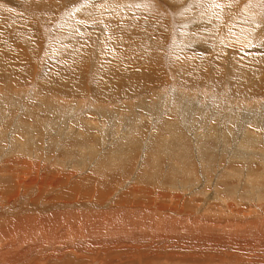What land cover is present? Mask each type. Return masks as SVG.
<instances>
[{
    "label": "rangeland",
    "instance_id": "1",
    "mask_svg": "<svg viewBox=\"0 0 264 264\" xmlns=\"http://www.w3.org/2000/svg\"><path fill=\"white\" fill-rule=\"evenodd\" d=\"M82 1L84 4V2L86 0H82ZM109 1H111V0H109ZM115 1H122V0H115ZM132 1H134V0H132ZM138 1H140L141 3L140 2H132L133 5L136 6V4L139 3L140 5L139 4H137V5L141 6V4L143 5L145 3L146 8L149 7V5H150V7H152V10H153V8H154V10L149 11L147 9H142V11L147 12L150 15L149 16L148 15L146 16V14L141 15V12H140L141 10H140L137 12L135 19H133L131 17L132 14H130L129 18L123 19V23L120 25L121 29L120 28L119 29L123 32V34L121 35V38L120 39L115 38L117 40L116 41L113 39L111 40V37L110 38L107 37V39L109 38L108 39L109 41L107 40V42H106V46H109V45L114 46V43H115V45L117 47L121 48L124 51L126 50L127 52H130L131 57H133V58L129 59V61L135 62L134 65L140 66V63H141V65H144L143 60H146L145 61L146 62L145 63L146 69L151 68L150 70L156 71L159 68L158 74H155V73L150 74V76H154V78L157 76L155 78V80L152 83H146V84L143 83L145 85H143L141 87V89H139L140 94L145 96V99H146L145 103L147 102V104H146L147 107H144V109H139L136 106L133 114H132V112H128L129 109L127 110L126 106L120 104V101H121L120 98L118 99L117 97H114L116 94L122 95V93L125 92V95L129 94L128 95L129 97L127 96L128 98L133 99L135 97L133 90L131 91V89H129L128 87H125V90H124L123 89L124 86L118 80L113 81V80H109L108 78H103V79L99 78L100 81H97V77L95 74L96 71H94V70L92 71V69H89V66L92 63L94 64V60H95L94 55L89 57L90 58V61H89V58L87 56L88 54L86 55V53L84 52V54L82 56H80V58H78V60L81 63H77L76 66L75 65L71 66L69 64L70 68L71 67L74 68V69L73 68H71V69L74 70V72H72V73H74L75 77H79L80 79L83 78V79H81V81L84 80L88 84L90 83V86H89L90 90L88 89L89 93L88 92L84 93V91L86 90L85 85L80 87L82 91H80V89L77 88V87H79V85L77 84V78L73 77V79L75 78V80H76L75 82L72 80L71 75H73V74L62 73V75L59 74V77H58V75H56L55 77H57V80L55 79V77L50 76L52 78V80H50L51 78H49L48 73L50 74V71L53 70V68L56 71L54 73H57L61 69V66H62V65L56 66V62H60L59 57H54L51 61V57H52L51 51L52 50L50 47H48L51 43L54 42L52 40V35H50L51 32L54 30V27H56V25L58 26L61 22H63L62 20L65 17H69L70 21L73 18V21H71V22L68 21V22H69V24L71 23L72 27H74V28L80 27V25L83 22V19H80V20L77 19V17L80 18V14H74L75 3L72 0L71 1L65 0V2H66L65 4H63L62 2H57L58 4L55 3V6L57 5V8H58V9H56L57 11L54 9L56 11V14H55V11L52 10L51 12L53 14L52 13H51V15L49 14L47 20L40 18V16H38L36 13L35 14H32V13L26 14L25 12L22 13V11H19V8L17 7L16 4H14V3L9 4L8 2L6 3V5L10 8L8 10L17 8L19 13H21V14H19L17 12V16H16L17 20L15 19L16 22L14 20H8L9 23L10 22L12 24L14 23L12 25V27H10L11 23H10V25L6 24L7 20L5 19V17L3 18L4 20L0 19L1 20L0 21V28H1V30H0V37L1 38L0 39L2 40L3 34H5L4 38L6 36L10 37V39H6V38H8V37H6L5 38L6 40L2 41V42L6 41L5 44L9 45L8 50H12L13 46H15V44H17L16 43L17 40H18V43H21V45H23V47L25 49L27 47H29V48L27 50H25V52H23L25 55V56H23L24 61H21V67L23 66V68H19V70H17V65H16V68H14L12 70L14 73L9 71L8 68L11 65L15 66L14 63H17V61H13L11 63V65L9 63L10 66L8 65L9 67L6 69V71H4V69L7 66V62L4 63V62L0 61L1 62L0 64L2 65V66L0 65V67H1L0 68V84L4 86V82H1V81H4V79H1L4 76H8V77L13 76L12 78H14V81L10 77L12 79L13 83L16 85V86L14 85L13 88H16L23 95V96L19 95L17 97L16 96H10L9 97L8 95L4 94L5 97H3L1 100V102H2L1 105L2 106L4 105V106L0 107V115H1L0 116L1 117L0 118V133L2 131V134H1L2 137H0V144H1L0 150H1V152H4V153L7 150V153H8L9 149L15 144L14 141H16V140L17 141L20 140L17 142V144L18 143L22 144L25 142V140H29L30 142L32 141L35 144V146H32V144H31V146L29 148H27V150H25V151L21 150L17 147L18 150H20L19 152H21V153H19L17 151V153L11 154L7 157L6 161L8 163L7 162L5 163V165H7V166L3 165L2 167H0V174L2 175V177L6 174L3 178L4 183L8 184V183L14 181L12 179L15 178L16 173L21 174L20 172H18V168H20L19 169L20 171L24 172L22 174H25L26 171L29 173L32 169H27L26 166H23L24 167L23 168L21 164L24 161L25 162L27 161V163H28V161H29V163L32 161L36 162V160L32 159L34 156L43 158L42 156H45V155L49 156V157H52V156L55 157V155H56V157L58 156L59 159H62L65 162H68L69 165L65 166L64 169L57 176H63V177L71 176L72 177L71 172L75 171V170L77 171L76 175L80 174L81 172H79V171H82L80 169L82 168L83 165L86 164V162H87V164H89V166L87 164L86 165L88 167H90V169H91V164H92V161L94 160L93 156L95 155V152L96 153L98 152V154L101 155V157L104 156L102 159H105V157L108 156L106 153L108 151H111V150L112 151L114 150V152H116V150H117L116 154L119 155V153H121V151L124 149L120 147L122 145L119 146L118 144H121V142L123 143L125 140H127L124 136L125 129H132V128L142 124V126H140V127H141V129L144 130V132L141 131V133H140L141 135L139 134V136H138V134H137L136 135L137 137L136 136L133 137V138H135V140H134L135 143L129 147V149L131 148L130 149L131 151L128 149L129 155H127V157L125 158V163H126L125 170H122V168L118 167L116 171H113L114 174H112V173L106 174V176L109 177L112 180V182L116 183V184H117V181H118L120 175L121 174L124 175V176H122V178L124 177L123 179L129 180L132 182L131 184H128L126 182L127 187H129V185L130 186L134 185L132 187L135 188L134 189L135 192L130 191L127 195L129 197L120 200V202L117 205L114 202L115 200H112V198L111 199L109 198L110 200H108L109 205L105 201L103 203V205L100 206V204H99L100 202H99V200H97V204L99 205V208H98L99 210H96L97 212L93 211L92 208L90 209L87 205L83 206L82 208H79L80 214L83 212L82 213L83 218H85V219L87 218L86 216H89L91 214L94 217L96 216L98 218L99 222L102 221L104 225L110 223V220H111V222H112L111 224L114 223L113 224L114 227L110 226L111 228H115V225L118 222L120 224V222L122 221L120 224V225H122V231L121 232H119V231L114 232L116 235L115 234L114 235L113 234L108 235V234H105L104 232H99L98 234L95 232V234H94L93 231L82 229L80 231H76L78 234L75 232L74 234H72L71 237L69 236V238H68V236H66V237L62 236L61 237L60 234L57 235L56 233H58V231L54 230L56 235L53 234L54 238H51V240H49L50 242L49 241L42 242L43 240L40 241L41 238L38 235L35 236V238H33V235H34L33 234L31 237L27 238V240L17 241L18 245L22 246V247H19L18 245L16 246V249L20 253H22V255H23V258H22V261L20 264H24V263H26V264L27 263L28 264H157L159 262H160V264H222V263L223 264H264V236H262V235H264V230L260 231L261 233L259 232V234L261 236L259 234H257L255 236V238L259 239L258 241H256V240H253V238H252V237H254L255 233L251 234L250 235L251 237L248 236L247 234H242L240 232H238L237 236H234L233 233H231L232 235L230 236L227 232H225V230H222V229L217 230L215 228L216 226L219 227L221 225V227L225 229V226H227L229 224V225H232L233 229L235 228L234 226H237V225H240L243 227V229H245L249 225L250 232L253 233V231H255L254 226L262 224L261 226L264 229V179L261 178V176L264 177V143H263V141H264V138H263L264 137V126H263L264 125V79H263V77L264 76H262V73H261V72H263V74H264V65H263L264 64V29H263L264 27L262 28V25H264V0H260L261 2L258 0L257 3L255 2V0H220V2H221L220 5H215V6L208 8V9H205V10H201L200 8H198L195 5L197 0H191L189 2L186 0H182L183 2H181L179 4L172 2L173 0L172 1L171 0H145V2L143 0H138ZM67 2H70V3H67ZM92 3H94L93 0H92ZM251 4H253V5H251ZM96 5L97 4H95V6L93 8H90V10L85 12V13L89 12V14H90V15L88 14L89 15V21H87V22H92V23L96 24L101 20L100 19V17H101L104 21H103V23H100V24L102 27H106L105 17L101 16L103 14L98 15V13H97V12H100V10L102 9L101 8L102 6L99 7V5H97V6ZM116 6L118 7V11H124V9L122 8V5H116ZM138 6H136V7H138ZM181 6H183V7H181ZM61 7L64 8L63 9L64 11H65V9H67L68 11L71 9L72 10L70 13H67L68 11L63 12ZM103 7H105V6H103ZM175 7L177 9H175ZM92 9H94L95 12ZM210 9L216 10L211 21H214L216 24L221 25V27L226 28L228 30V33H229V31H232V33L231 34L229 33V35L227 34L225 36V38L223 40L224 43H215L212 46L207 47L205 49L204 53L201 55L199 53L200 51L198 49H196L198 47H196L194 43H193L194 45H192L191 42H190V44H184L183 45V42L187 41V39H184V37H188V34L185 33V31L183 30L184 29L183 24L186 23L185 25H187L190 23V22H186V20L187 21L189 20L191 22H197V20L202 19L201 16L205 15V13L207 11H209ZM85 10H87V8ZM107 10H108V8H107ZM109 10H110V8H109ZM92 12H94V13H92ZM24 14H26V16ZM52 16H53V18H52ZM34 17H37V18L35 19ZM81 17H83V16H81ZM41 19H43V20H41ZM145 19H148V20H145ZM2 20H3V22H2ZM35 20H36V22H35ZM115 21H116V23L118 22L117 20H115ZM15 23H17V24H15ZM33 24L35 27L33 26ZM181 24H182V26H180ZM257 28H258V31H260V28L262 29L261 33L257 36V38H250L249 32L251 30H256ZM9 29H11V30H9ZM8 30L10 33H8ZM20 31H24L27 33L30 32L29 34H32L34 36L30 40V43L32 42V44H26L23 42L24 38L21 37V35H19ZM2 32H3V34H1ZM219 32H220L219 30H216L215 35H213L212 32H211V35H210V32H206L205 34H203V37L206 38L209 35V36H211V38H218ZM79 34H84V33L81 32ZM90 37H95V36L91 35ZM8 40H10V41L14 40V41L10 42ZM183 40H185V41H183ZM47 42H49V43H47ZM185 43H187V42H185ZM25 44H26V46H25ZM31 45H35V46H32L33 49L35 50L34 54L32 53L31 48H30ZM191 46H194V47H191ZM92 47H94V46H92ZM147 47H149L150 49L149 48L147 49ZM109 48H111V47L109 46ZM0 50H3V48H0ZM17 52L19 53V50ZM246 53H251V57H247ZM133 54H135V55H133ZM230 54L235 57L234 60L236 62L237 61L241 62L244 65H246V67L249 66L248 69H252L251 67H253L256 70L259 67L258 68V70H259L258 77L259 78L255 77L253 80L255 81V83H257L258 86H259V81H260V84H262L261 86L263 88L261 90V92H257V94L250 93L249 96L246 97V99L244 98V100H243V97L240 95V91L235 86L246 85V83L243 82L244 80H241L239 78H235L236 75L233 76V74H228V75L225 74V76L231 80L229 82L226 81L224 77H222L221 72L225 71V66L227 65V59H228ZM115 56L112 58H110V56H109L107 60L108 61L110 60V61L107 63L103 61L104 64L106 63V66H110V65L115 66V65H117L118 61L119 62L122 61L120 58H118L119 56H117V55H115ZM49 57H50V59H49ZM84 57H85V59L82 60ZM91 58H93V59H91ZM144 58H146V59H144ZM81 60L83 61V63ZM92 60H93V62H92ZM137 61L139 62L138 64H136ZM29 62L32 65L31 67H29V69L34 68L33 70L32 69L31 70L33 72L35 71V73H31L32 71H30L29 73L34 75L35 77L32 75H29V73L26 72V70H25L24 66L28 65ZM87 62H89V63L92 62V63L87 64ZM147 62H149V63H147ZM156 62H158V63L156 64ZM188 63H190V65L192 66V69H193L192 73H194V74L193 75L190 74L189 77H185L183 75L180 76V74H179L180 68L178 67V65L179 64L182 66L184 64L189 65ZM78 64H79V66H78ZM93 64L91 66H93ZM80 65H82V66H80ZM85 65H89V66L85 67ZM210 65H214L213 67L215 68V70L212 67H210ZM83 66H84V68H83ZM140 67H139V69H140ZM79 69L82 72L78 71L79 74L78 73L76 74L77 70H79ZM210 69H212V70H210ZM242 69L246 70L247 68L244 67ZM133 70H136V69L133 68ZM211 71H213V72H211ZM251 71H253V70H251ZM106 72H109L112 75V71L110 69L106 70ZM200 72L203 75H205V73L207 75H209V77L207 78L208 80L205 78L203 81H201L202 83L199 82V80L197 79V77H195V75L199 74ZM254 72L256 73V71H254ZM27 73H28L29 77H28ZM219 73L221 74V76ZM9 74H11V75H9ZM14 75H15V77H14ZM26 75H27V77H26ZM78 75H80V76H78ZM30 76H32V77H30ZM178 76H180V80H177ZM210 76H211V78H210ZM231 76H232V78H230ZM164 77L166 78L167 81L165 84H161V83H163ZM233 77H234V81H233ZM30 78H31V80H30ZM93 78L95 81H91V79L93 80ZM193 78L196 79V83L194 85H189V86L186 85L187 83H185V81L189 80V79H193ZM80 79H78V80H80ZM140 79H141V81H144L143 78L140 77ZM210 79H212L210 82L211 86L208 85ZM42 80H43V83L40 82V84H42L43 86L38 85L39 81H42ZM49 80L52 82H50ZM54 80H56V81H54ZM59 80H63L65 83L63 84V81H59ZM44 81H46L45 85H44ZM47 81H49V83H52V84H48ZM70 81H71V83H70ZM112 81H113V83L111 84ZM92 82H94V83H92ZM178 82H180L179 85H182V84L186 85L185 91H186V89L190 90V93L185 95L186 98L184 97V100H183L184 106H186L187 104L188 105L190 104L189 105L190 108H189V106H186V108H185V110H188V111H185V114L187 112L188 115L187 114H186L187 116L184 115L188 120L186 119V121H185V118H183L182 122L179 121L181 117L180 116L178 117V114H172V115L168 114V111L171 112V96H172V91H173V90H171L172 89L171 86H173V87L177 86ZM119 83H120V85H119ZM153 84H154V86H153ZM49 85H54V86L50 87ZM101 85L104 87H101ZM117 85H119V86H117ZM114 86H115V89H114ZM40 87L41 88L44 87V88H42L40 90ZM45 88H48V89H45ZM98 88H101L104 90L101 94V97L99 95L93 93L94 89H98ZM260 88L261 87L259 86L258 89H260ZM49 89H50V91H49ZM206 89H208L209 91L208 90L206 91ZM59 90H61V91L68 90V92H71V94L72 93H74V94L71 95V94L66 92L67 93V94L65 93L66 96H65V94H62L63 96L61 95L62 96L61 98H63V99L57 98L54 100V102L59 101V102H62L61 104H68V105L74 104V106H75V104H76V106H82V104H83V106L85 105V108L89 107V109L92 111V112L88 111V115L83 114L81 116V118H83L85 121H87V125H89V123H90V125H92L91 129L89 127L87 129V126H84V125L82 126V124H79V122H77L76 124L70 123V121H69L70 118L71 117L73 118L75 115H78L80 113L78 108H75L76 106L74 107L75 109L73 108L70 110L71 112L70 111L68 112V116L70 118H68L67 124H69V125L71 124L70 127H73V128H71L72 131L75 130V132H73V133L81 132L79 137L82 138L85 136L84 137L85 140L83 139L81 142H78V144L73 143V142H75V140L77 138L76 137L73 138V134L70 131L71 129H69L70 132H69L68 137L66 136L64 139L54 136L55 133L57 132L56 128H55V131L53 133H51V132L46 133L45 132L46 128H45L44 130H42L43 133L41 134V136H38V134L35 135L33 131H28L29 134H27V135H24L22 132H20L19 130H22V128L25 127V124H21L19 122V120H22L24 123H30V124H32V126L33 125L35 126L37 124L36 122H38L37 125H39V126H42L43 124H44V126L55 125V123H54L55 121H54V119H52L54 116L48 115L49 114L48 113L49 112V110H48L49 105L44 107V105H45L44 104L42 106L41 105L42 101L41 100L39 101L38 98L40 99L41 96H42V98L47 96L46 99L48 97L50 98V96H48V95H52V94L56 93V91H59ZM143 90H145V91H143ZM153 90H154V92H152ZM33 91H35V92H33ZM116 91H117V93H116ZM128 91H129V93H128ZM150 91L152 92L154 97L150 93ZM155 91L157 93H155ZM104 92H105V94H104ZM35 94H37V95H35ZM156 94H158V95H156ZM38 95H39V97H38ZM164 95H166L170 99H168L167 104L161 105V103L163 102V100H162L163 98H160V100L158 102V97L159 96L163 97ZM55 96H57V95H55ZM205 96L207 98L209 96V98L207 99V98H205ZM7 97L10 98L15 105L13 103L7 104L6 103V99H8ZM18 97H19L20 101H19ZM22 97H23V100H21ZM193 97H195V98H193ZM4 98H6V99H4ZM10 99H8V100H10ZM15 99L16 100L18 99V101H15ZM68 99H70V100H68ZM185 99H186L187 103L185 102ZM118 100H120V101H118ZM122 101H124V100H122ZM231 101H233L234 103ZM19 102H20V104H19ZM80 103H82V104H80ZM99 103H100V106H99ZM115 103L120 104L119 109L113 106V104H115ZM18 104H19V106H18ZM91 104H93V105H91ZM250 105L253 106V108H251ZM17 106H18V109H17ZM150 106L152 108H150ZM92 107H95V109L97 108L96 110L102 109L101 107H103V109H105V110L108 109L109 113H106V111L104 110L103 111L104 114L102 113V114H99L101 116H99V115L95 116V115H93L94 111H93ZM14 108H15V110H14ZM26 108L30 109L29 111H31V112H27L28 109H26ZM222 108L226 109V110L223 111ZM67 109L69 110L68 107H67ZM136 109H137V111H136ZM153 109H155V111ZM21 110L22 111L25 110L26 114H25V112H22ZM77 110H78V112H77ZM159 110L161 111V113ZM229 110H231V111L228 112ZM12 111H13V113H10ZM201 111H204L203 117L207 116L206 120L203 119L205 121H202V116L200 117V115H199V112L201 113ZM218 111H219V113H218ZM226 111H227V113H226ZM18 112H20L22 115ZM89 112L91 115L89 114ZM156 112H157V114H156ZM206 112H208V114ZM111 113L112 114L114 113V114L112 115ZM129 113H131V114H129ZM246 113H249L250 115L246 114ZM223 114L224 115L229 114L228 117L230 119H233L235 117V115L237 118L242 117L241 115H244V116L247 115L246 117H249L250 119H251L250 116H253V119H254V115H256L255 119L256 118L259 119L260 116H258V115H261V117L259 120L257 119V121H258L257 126H255V124H252V126L247 124V125H243V127L239 128V129H237L236 128L238 126L237 123L232 125V123H234V122H232L230 124L228 123V125H227L225 121H224V123L222 122V124H220V123L218 124L215 121V118H217V117H218V119L220 117L224 118L225 116ZM239 114H241V115H239ZM89 115H90V117H89ZM209 115H210V118L208 117ZM211 115L214 116L215 118L212 117ZM221 115H223V116H221ZM99 117H100V119L98 120ZM140 117L141 118L144 117V118H142V120H141ZM147 117H148V119H147ZM152 117H153V119H152ZM154 117H157V118H154ZM3 118L4 119L6 118V119L4 120ZM132 118L134 119L133 124H129L128 122L125 121V119L131 120ZM136 118H137V120H136ZM17 119H19V120H17ZM45 119H46V121H45ZM95 119H97V120H95ZM107 119H108V121H107ZM199 119H201L202 123H204V124L199 122L200 121ZM253 119L249 120V122H251ZM2 120H4V121H2ZM138 120H140V121H138ZM150 120H152V122ZM90 121L92 122V124ZM143 121H144V123H143ZM156 121H157V123H156ZM184 121H185V123H184ZM3 122H5V123L3 124ZM93 122L94 123L97 122V123H95V125L101 126L102 129L98 128L99 129L98 130L96 128L98 126H95ZM134 122H136V123L134 124ZM149 122H151V124ZM196 122H198V123H196ZM262 123H263V125H261ZM165 124H166V127H171L170 124H173L174 126L178 125V127L175 126L176 129L172 130V131L175 132L174 134H176V136L181 139V140H179L180 142L176 143V145H178V146L180 144V147L176 146L175 144H173V145L176 146V147L175 146L174 147L177 148L178 151H180L182 153V155L186 154L183 158L182 157L181 158H179V157L173 158V155H171V154L167 155V154L161 153L162 151L159 149V147L157 149V143L160 141H163L164 136L161 137V135L156 134V132H157L156 130H158L159 127H162ZM121 125H123V126L121 127ZM145 125H147V126H145ZM205 125H207V126H205ZM215 125H216V127H215ZM116 126L117 127L119 126V127L117 128ZM181 126H185V128L181 127ZM151 128H153V130ZM4 129H5V131H4ZM110 130H112V131H110ZM214 130L215 131L218 130V131L215 132ZM244 130H245V133H243ZM3 131L5 134L3 133ZM121 132L123 133V136H120V135H122ZM196 132H198V134H200V136H195V134H197ZM221 132H223V133H221ZM10 133H11V137L9 136L10 137V140H9V137H7V136L10 135ZM105 133L108 134L107 136L111 137V141H110L111 144H109V145L107 143L105 144V142H103L102 136H103V134L106 135ZM115 133L117 135H119V134L120 135L117 136ZM211 133H212V135H211ZM233 133L238 135L239 137H243L244 135H246L248 133V134H251L253 136H256L258 138V140L253 142L254 146L251 143L248 144V146H245V145L240 144V141H237L238 139L236 141H233V138L230 136ZM207 134H210V135H207ZM214 134H217V135H214ZM13 135L15 138L13 137ZM112 135H114V136H112ZM206 135L208 137H206ZM202 136H204V139L201 138ZM212 136H214L215 140H212L213 139ZM26 137L29 139H27ZM133 138L131 137L130 140H132ZM160 138H162V140H159ZM11 139H12V142H11ZM13 139H15V140H13ZM78 139H80V138H78ZM119 139H121V140H119ZM8 142H9V144H8ZM59 144H61V145H59ZM89 144L92 147H89ZM181 144L184 146L182 147ZM5 145H7V147ZM9 145H11V146H9ZM104 145L106 148L104 147ZM153 145H155L156 147ZM237 145H239V146H237ZM240 146H242V149L240 148ZM3 147L4 148L6 147V150L3 149ZM35 147H36V149H35ZM46 147H47V149H46ZM87 147H89V148H87ZM181 147H182L183 151L180 150ZM93 148L95 149L94 151H93ZM147 148L149 149V151H147L148 150ZM237 149L240 150V152L237 151ZM258 149H260V151ZM29 150L33 151V153H32L33 156L32 155H31L32 157L30 156L31 159H30V157H27L25 155L27 153H30ZM63 150H64V152H63ZM106 150H108V151H106ZM39 151L41 152V154ZM45 151H47V153ZM230 151L232 153H230ZM89 152L93 153L94 155L89 153ZM103 152H105V153H103ZM87 153H88V155L86 156ZM171 153H176V151H172ZM238 153H239V155L243 156L244 161H241V160L236 161L238 158H236L235 156ZM146 155H148V156H146ZM149 155H151L154 159L151 156L149 157ZM162 155H163V157H162ZM231 156H234V159L231 162H227V159H229ZM247 156H249V157H247ZM169 157H170V160H169ZM250 157H252L254 161H250ZM235 158H236V160H235ZM28 159H30V160H28ZM85 159H86V161H85ZM175 159H177L179 161H176ZM145 160H146V162H145ZM180 160L182 162L183 161L184 162L182 163ZM40 161L41 160H39V163H40ZM107 161H108V158H107ZM153 161H155V162H153ZM30 165H31V163H30ZM79 165H81V166L78 167ZM143 165L145 168L143 167ZM188 165L190 166V168H189L190 170L187 168ZM13 166H15V167H13ZM181 166H184V167L181 169ZM21 167H22V169H21ZM70 167H72V168H70ZM76 167H78L79 169H77ZM83 167H85V166H83ZM174 168H175V170H174ZM239 169L240 170L245 169L248 172L251 170V172H256L255 175L263 174V175H259L260 177L257 180L258 185H251L252 184L251 182H250V184H248L247 182L249 180H252V179L248 180V178H246V177H245V180H244V177H242L241 179L238 180L237 176H235V175L241 174ZM170 170L173 171V176H171L172 171H170ZM178 170H179V172H177ZM236 170H239V171H236ZM83 171H85L86 175H87V173H88L87 170H83ZM232 171H233V173H232ZM251 172H249V173H251ZM45 173L47 175L48 174L51 175L53 172H52V169L49 168L47 170V172H45ZM82 173H84V172H82ZM145 173H146V176L144 175ZM150 173L152 174L151 178L149 176H147ZM181 174H184V175H181ZM233 174L235 177H232ZM76 175L73 178H69L72 182H74V185H79V187H82V186L87 187L90 184V183H83L80 181H76L75 179H77L79 177V176L76 177ZM84 175H85V173H84ZM155 175H157V176H155ZM101 177L102 176H100V178ZM98 179L99 178H96V181H98ZM148 179H149V181H148ZM72 182H71V184H72ZM195 182H196V184H194ZM255 183H253V184H255ZM71 184H67L65 187L69 190V189H71V187H73V186H71ZM85 184H86V186H85ZM93 186H94V184H92V186H88V190L92 189ZM256 186H257V188H256ZM169 187L171 188V190H169ZM189 189H190V192L192 191L191 193L189 192ZM196 189H198V190L196 191ZM215 189H217V190H215ZM185 190H187V191H185ZM195 191L198 195H196ZM123 192H125V189ZM127 192H128V190H127ZM227 192H230V193H227ZM235 192H237V193H235ZM257 193L260 195H258ZM134 194H136V195H134ZM191 194H193V195L191 196ZM185 196H186V198H185ZM187 196H189V197H187ZM123 200L125 202L122 203L121 201H123ZM113 202H114V205L120 206V207L119 208L116 207L114 209L113 208L106 209V206L113 207L114 205L111 206V204H113ZM17 206H20V204L18 203ZM130 206L131 207L133 206V207L131 208ZM82 209H84V210L82 211ZM114 210H116V212ZM111 211H112V213H111ZM87 212H88V215H85V214H87ZM94 213H96V214H94ZM110 213L114 214V215L111 216ZM107 214L109 217L106 216ZM142 214H143V216H142ZM240 214H242L243 217ZM125 216L127 218L131 217L132 219H134L137 222H142V221H146V220H148L147 222H149V221L154 222L155 221L156 223L159 222V223H163V224L168 222L166 224V227L172 229L173 231L172 230L168 231V232L167 231H162V232L158 231L157 232L158 235L161 234L160 236H158L157 234H155L156 232H154V230L151 227H148V226L146 227V225L134 227V228H133V226H129V228L132 227L133 229L130 228L128 230V227L123 222V221H125V220H123V218ZM120 217L122 219H120ZM76 218H75V221L78 220ZM108 218H110V219L107 222ZM103 220L105 221V223ZM65 222H66V220H65ZM226 223H227V225H226ZM254 223H255V225H253ZM103 224L100 223V226H103ZM123 225H125V226H123ZM181 225H183V227H185L186 229L183 228ZM124 227H126V228H124ZM221 227H219V228H221ZM251 227H253V228H251ZM51 229H52L51 230V232H52L54 228L51 227ZM204 229H206V230H204ZM54 231H53V233H54ZM164 232H165V234H164ZM223 232H225V233H223ZM79 233L82 235L79 236L80 235ZM83 233H84V235H83ZM153 233L156 236H154ZM167 233H169V234H167ZM173 233H175V234H173ZM202 234H203V236L201 238ZM73 235H75V236H73ZM109 236H111V237H109ZM118 236H120V237H118ZM60 237L62 239H60ZM156 237H157V239H156ZM38 238H39V240H38ZM55 238L57 239V241ZM103 238L105 240H103ZM129 238H131V239H129ZM195 239H197V240H195ZM35 240H36V242H35ZM104 241H106L107 243ZM111 241H113L114 243ZM21 242H23V243H21ZM41 242H42V244H41ZM32 243H34L35 245L39 244L38 245L39 247L34 246V245L32 246ZM55 243H57V244H55ZM118 246H119V248H118ZM124 247L125 248L127 247V248L125 249ZM23 250H24V253H23ZM134 257H135V259H134ZM25 258H28V259H25ZM189 259H191V260H189ZM23 261H25V262H23ZM16 263L17 262H15L14 264H16Z\"/></svg>",
    "mask_w": 264,
    "mask_h": 264
},
{
    "label": "bare ground",
    "instance_id": "2",
    "mask_svg": "<svg viewBox=\"0 0 264 264\" xmlns=\"http://www.w3.org/2000/svg\"><path fill=\"white\" fill-rule=\"evenodd\" d=\"M68 1H71V0H68ZM74 3H75V7H74V14H80V18H78L77 17V19H83V22H82V24L80 25V27H76V28H74V27H72V24L70 23L69 24V22H71V21H73V18L71 19V21H70V18L69 17H65L62 21L63 22H61L58 26L56 25V27H54V30L51 32V34L50 35H52V40L54 41L53 43H51L48 47H50L51 48V61H52V59L54 58V57H59L60 59V62H56V66H61V69L58 71L57 69V73H54V72H56L55 70H54V68H53V70H51L50 71V74L48 73V76H49V78H51V77H55L56 75H58V77H59V74H61L62 75V73H68V74H73V75H71V77H72V80L75 82L76 80H75V78H77V84L79 85V87H77V88H79L80 89V91H82L81 90V88L80 87H82L83 85H85L86 86V90L84 91V93H89V86H90V83L88 84L87 82H85L84 80L83 81H81V79H83V78H79V77H75L74 76V73H72V72H74V70H72L71 68H73V67H71L70 68V65L71 66H76V64L77 63H81L79 60H78V58H80V56H82L83 54H84V52L86 53V55L88 56V58L89 57H91L92 55H94L95 56V60H94V64L92 63L93 62V60H92V64H93V66H91L92 64L91 63H89V62H87V64H91L90 66L89 65H85V67H88L89 66V69H92V71L94 70V71H96V77H97V81H100L99 80V78L100 79H103V78H108L109 80H113V81H120V83L124 86L123 87V89L125 90V87H128L129 89H131V91L133 90V93L135 94V97L132 99H130V98H128L129 96V94H126L125 95V92L124 93H122V95H115L114 97H117L118 99L120 98V100H118V101H120V104H122V105H124V106H126L127 107V110L129 109V111L128 112H132V114H133V112H134V109H135V107L137 106L139 109H144V107H147V102L145 103V96L144 95H142V94H140V92H139V89H141V87L143 86V85H145L146 83H152L154 80H155V78L157 77H155L154 78V76H150V74L151 73H155V74H158L159 73V68H158V70H156V71H152V70H150V69H146L145 68V61L146 60H143V63H144V65H141V63H140V66L139 65H134V63L135 62H131V61H129V59H132L133 57H131V53L130 52H127L126 50L124 51V50H122L121 48H119V47H117L116 45H115V43H114V46H111V45H109L111 48H109V46H106V42H107V40L111 37V40L113 39V40H116L115 38H121V35L123 34V32L120 30L121 28H120V25L123 23V19H127V18H129V16H130V14H132V18L133 19H135V17H136V15H137V12L138 11H140L141 12V15L143 14H146V16L148 15H150V14H148L147 12H144V11H142V9H147V10H149V11H153L154 10V8H153V10H152V7H150V5H149V7H147L146 8V5H145V0H143L142 2L144 3L143 5L141 4V6H138L137 4H139V3H137L136 4V6H138V7H136L135 5H133V3L132 2H140V1H138V0H134V1H132V0H122V1H115V0H111V1H109V0H93L94 1V3H92V0H86L85 2H84V4H83V1L82 0H72ZM172 1V0H171ZM186 1H191V0H186ZM260 1V0H259ZM9 3V4H11V3H14V4H16L17 5V7L19 8V11H22V13H32V14H37L38 16H40V18H43V19H45V20H47L48 19V15L50 14L51 15V11L53 10V11H55L56 9H58L57 8V5L55 6V3H57V2H62L63 4H65L66 2H65V0H0V19H3L4 17H5V19L7 20V23L6 24H9L10 25V23L8 22V20H14L15 22H16V16H17V12L19 13V11L17 10V8L15 9H11V10H8V9H10L7 5H6V3ZM172 2H175L176 4H179V3H181V2H183L182 0H173ZM255 2L257 3L258 2V0H255ZM261 2V1H260ZM67 3H70V2H67ZM141 3V2H140ZM147 3V2H146ZM58 4V3H57ZM77 4V5H76ZM83 4V5H82ZM95 4H97V5H99V7L100 6H102L101 8V10H100V12H97L98 13V15H100V14H103V15H101V16H103V17H105V23H106V27H102L101 26V24L100 23H103V19L100 17V21L98 22V23H96V24H94V23H92V22H87V21H89V12H87V13H85L86 11H88V10H90V8H93L94 6H95ZM135 4V3H134ZM183 4V3H182ZM221 4V2H220V0H197V2L195 3V5L198 7V8H200L201 10H205V9H208V8H210V7H212V6H215V5H220ZM96 5V6H97ZM116 5H122V8L124 9V11H118V7L116 6ZM140 5V4H139ZM249 5V4H248ZM251 5H253V4H251ZM69 6V5H68ZM80 6V7H79ZM103 6H105V7H103ZM175 6V5H174ZM59 7V6H58ZM178 7V6H177ZM181 7H183V6H181ZM60 8V7H59ZM62 8V7H61ZM87 8V10H85ZM98 8V7H97ZM107 8H108V10H107ZM109 8H110V10H109ZM128 8V9H127ZM174 8V7H173ZM179 8V7H178ZM55 9V10H54ZM64 8H62V10H63ZM100 9V8H99ZM98 9V10H99ZM175 9H177L176 7H175ZM174 9V10H175ZM181 9V8H180ZM72 10V9H71ZM71 10H67V9H65V11H68L67 13H70L71 12ZM92 10H94V9H92ZM57 11V10H56ZM56 11H55V14H56ZM60 11V10H59ZM64 10H63V12H65ZM94 12H95V10H94ZM94 12H92V13H94ZM143 12V13H142ZM175 12V11H174ZM216 12V10L214 9V10H212V9H210L209 11H207L206 13H205V15H202L201 16V18L202 19H198L197 20V22H191V21H187L186 20V22H190L189 24H187V25H185V24H183V27H184V31H185V33H187L188 34V37H184V39H187V41H185V40H183V41H185V42H187V43H185V42H183V45L184 44H190V42L192 43V45H194L195 44V46L196 47H198V48H196V49H198L200 52V54L202 55L203 53H204V51H205V49L207 48V47H210V46H212L213 44H215V43H224V38H225V36L228 34L229 35V33L231 34L232 33V31H229V33H228V30L226 29V28H223V27H221V25H218V24H216L214 21H211V19H212V17L214 16V13ZM86 15H85V14ZM19 14H21V13H19ZM26 14H24L25 16H26ZM53 14V13H52ZM89 14V15H88ZM128 14V15H127ZM249 14V13H248ZM251 14V13H250ZM29 15V14H28ZM88 15V16H87ZM81 16H83V17H81ZM23 17V16H22ZM64 17V16H63ZM85 17V18H84ZM97 17V16H96ZM35 19L37 18V17H34ZM52 18H53V16H52ZM61 18V17H60ZM146 18V17H145ZM16 19V20H15ZM43 19H41V20H43ZM50 19V18H49ZM4 20V19H3ZM3 20H2V22H3ZM39 20V19H38ZM37 20V21H38ZM115 20H117L118 22V24L116 23V21ZM145 20H148V19H145ZM154 20V19H153ZM1 21V20H0ZM69 21V22H68ZM35 22H36V20H35ZM41 22V21H40ZM150 22V21H149ZM28 23V22H27ZM26 23V24H27ZM32 23V22H31ZM39 23V22H38ZM134 23V22H133ZM145 23V22H144ZM157 23V22H156ZM5 24V23H4ZM3 24V25H4ZM14 24V23H13ZM12 23H11V25H10V27H12V25H13ZM15 24H17V23H15ZM21 24V23H20ZM30 24V23H29ZM31 25V24H30ZM130 25V24H129ZM153 25V24H152ZM185 25V26H184ZM26 26V25H25ZM33 26H34V24H33ZM105 26V25H104ZM180 26H182V24L180 25ZM4 27V26H3ZM14 27V26H13ZM35 27V26H34ZM123 27V26H122ZM129 27V26H128ZM127 27V28H128ZM148 27V26H147ZM220 27V28H219ZM264 27V25H262V28ZM8 28V27H7ZM26 28V27H25ZM33 28V27H32ZM56 28V29H55ZM120 28V29H119ZM145 28V27H144ZM152 28V27H151ZM13 29V28H12ZM34 29V28H33ZM53 29V28H52ZM264 29V28H263ZM0 30H1V28H0ZM4 30V29H3ZM9 30H11V29H9ZM9 30H8V33H10L9 32ZM149 30V29H148ZM151 30V29H150ZM216 30H219L220 32H219V35H218V38H211V36H207L206 38H204L203 37V34H205L206 32H210V35H211V32L213 33V35H215L216 34ZM261 28H260V31H258V28L256 29V30H251L250 32H249V35H250V38H257V36L261 33ZM35 31V30H34ZM37 31V30H36ZM47 32V31H46ZM81 32H83L84 34H79V33H81ZM30 33V32H29ZM29 33H27V32H24V31H20L19 32V35H21V37H23L24 38V43H26V44H32V42L30 43V40H31V38L32 37H34L32 34H29ZM35 33V32H34ZM1 34H3V32L1 33ZM96 34V35H95ZM4 35L5 34H3V38H2V40L0 41V48H3V50H0L1 52H0V61H2V62H7V66H6V68L4 69V71H6V69L11 65V63L13 62V61H17V63H14L15 64V66H13V65H11L9 68H8V70L9 71H11V72H13L12 70L14 69V68H16V65H17V70H19V68H23V66L21 67V61H24L23 60V56H25L24 55V53L23 52H25V50H27L29 47H27L26 49L23 47V45H21V43H18V40L16 41V43L17 44H15L14 42V44H15V46H13V48H12V50H8V44H5V42H2L3 40H6V39H10V37H8V36H6V37H8V38H4ZM38 35V34H37ZM55 35V36H54ZM91 35H94L95 37H90ZM12 36V35H11ZM14 36V35H13ZM51 37V36H50ZM107 37H109L108 39H107ZM148 37V36H147ZM1 38V37H0ZM36 38V37H35ZM139 38V37H138ZM14 39V38H13ZM227 39V38H226ZM8 41H10V40H8ZM7 41V42H8ZM11 41H14V40H11ZM10 41V42H11ZM109 41V40H108ZM117 41V40H116ZM223 41V42H222ZM50 42V41H49ZM49 42H47V43H49ZM114 42V41H113ZM35 43V42H34ZM110 43V42H109ZM194 43V44H193ZM10 44V43H9ZM26 44H25V46H26ZM108 44V43H107ZM111 44V43H110ZM17 45V46H16ZM124 45V44H123ZM137 45V44H136ZM151 45V44H150ZM12 46V45H11ZM32 46H35V45H31L30 46V48H31V51H32V53L34 54V49H33V47ZM92 46H94V47H92ZM125 46V45H124ZM148 46V45H147ZM126 47V46H125ZM136 47V46H135ZM191 47H194V46H191ZM149 47H147V49H148ZM19 50V53L17 52L18 50ZM136 49V48H135ZM146 49V48H145ZM150 49V48H149ZM7 51V52H6ZM18 53V54H17ZM28 54V53H27ZM198 54V53H197ZM115 55H117V56H119L118 58H120L122 61H118L117 59V61H118V63H117V65H115V66H112V65H110V66H106V63L107 62H109L107 59H108V57L110 56V58H112V57H114ZM133 55H135V54H133ZM132 55V56H133ZM246 55H247V57H251V53H246ZM31 56V55H30ZM93 56V57H94ZM116 57V56H115ZM150 57V56H149ZM143 58V57H142ZM234 56H232L231 54L229 55V57H228V59H227V65L225 66V71L224 72H221V74H222V77H224L225 78V80L226 81H231L228 77H226L225 76V74H233V76L234 75H236L235 76V78H239V79H241V80H244L243 82H245L246 83V85H242V86H235L239 91H240V95L243 97V100H244V98L246 99V97H248L249 96V94L250 93H254V94H257V92H261V90L263 89L262 88V84H260V81H259V86L261 87L260 89H258L259 88V86L257 85V83H255V81L253 80L255 77H258V74H259V70H258V68L255 70L253 67H251L252 69H248V67H246V65H244L243 63H241V62H236L235 60H234ZM29 59V58H28ZM49 59H50V57H49ZM85 59V57L82 59V60H84ZM91 59H93V58H91ZM144 59H146V58H144ZM31 60V59H30ZM79 62H78V61ZM81 60V61H82ZM57 61V60H56ZM89 61H90V58H89ZM106 62L105 64H104V62ZM27 62V61H26ZM48 62V61H47ZM54 62V61H53ZM1 63V62H0ZM9 63H10V65H9ZM25 63V62H24ZM58 63V64H57ZM82 63H83V61H82ZM139 62L137 61L136 62V64H138ZM147 63H149V62H147ZM158 62H156V64H157ZM187 63V62H186ZM47 64V63H46ZM70 64V65H69ZM189 65H178V67L180 68L179 69V74H180V76L181 75H183V76H185V77H189L190 76V74H194V73H192L193 72V69H192V66L190 65V63H188ZM1 65V64H0ZM9 65V66H8ZM25 65V64H24ZM84 65V64H83ZM114 65V64H113ZM264 65V64H263ZM2 66V65H1ZM32 65L30 64V62L28 63V65H26V66H24L25 67V70H26V72H30V71H32L31 69H29V67H31ZM78 66H79V64H78ZM80 66H82V65H80ZM214 65H210V67H212L214 70H215V68L213 67ZM247 68L246 70L245 69H242V68ZM34 67V66H33ZM139 67H140V69H139ZM202 67V66H201ZM1 68V67H0ZM60 68V67H59ZM83 68H84V66H83ZM133 68H135L136 70H133ZM204 68V67H203ZM48 69V68H47ZM74 69V68H73ZM77 69V68H76ZM111 70L112 71V75L109 73V72H106V70ZM2 70V69H1ZM72 70V71H71ZM83 70V69H82ZM210 70H212V69H210ZM251 70H253V71H251ZM3 71V70H2ZM78 71H80V72H82L80 69L79 70H77V72H76V74L78 73ZM91 71V70H90ZM158 71V72H157ZM254 71H256V73L254 72ZM61 72V73H60ZM208 72V71H207ZM211 72H213V71H211ZM14 73V72H13ZM28 73H27V75H28ZM31 73H35V71L33 72H31ZM92 73V72H91ZM262 73V76H264V74H263V72H261ZM16 74V73H15ZM38 74V73H37ZM67 74V75H68ZM79 74V73H78ZM220 74V73H219ZM221 74H220V76H221ZM9 75H11V74H9ZM27 75H26V77H27ZM29 75H32V74H30L29 73ZM29 75H28V77H29ZM45 75V74H44ZM32 76H34V75H32ZM32 76H30V77H32ZM51 76V77H50ZM78 76H80V75H78ZM180 76H178V79L177 80H180ZM261 76V77H262ZM11 77V76H10ZM10 77H8V76H4L3 78H1V79H4V81H1V82H4V86L3 85H1L0 84V107L2 106L1 104H2V102H1V100H2V98L3 97H5V95H8L9 97L10 96H19V95H22L16 88H13L14 87V83H13V81H14V78H12L13 79V81H12V79L10 78ZM14 77H15V75H14ZM18 77V76H17ZM35 77V76H34ZM73 77H75L74 79H73ZM95 77V76H94ZM140 77L141 78H143L144 79V81H141V79H140ZM161 77V76H160ZM195 77H197V79L199 80V82H201V81H203L205 78L207 79L208 77H209V75H207L206 73H205V75H203L201 72L199 73V74H197V75H195ZM44 78V77H43ZM64 78V77H63ZM159 78V77H158ZM210 78H211V76H210ZM230 78H232V76L230 77ZM259 78V77H258ZM54 79V78H53ZM55 79L57 80V77H55ZM78 79H80V80H78ZM149 79V80H148ZM263 79H264V77H263ZM30 80H31V78H30ZM45 80V79H44ZM50 80H52V78L50 79ZM49 80V81H50ZM56 80H54V81H56ZM208 80V79H207ZM211 80L212 79H210L209 80V86H211L210 85V82H211ZM256 80V79H255ZM37 81V80H36ZM49 81H47V83L48 84H52V83H49ZM59 81H63V80H59ZM58 81V82H59ZM91 81H95L94 80V78H93V80L91 79ZM104 81V80H103ZM113 81L111 82V84L113 83ZM159 81V80H158ZM166 78L164 77V80H163V83H161V84H165L166 83ZM233 81H234V77H233ZM38 82V81H37ZM40 82L41 83H43V80L42 81H39V84L38 85H42V84H40ZM45 82L46 81H44V85H45ZM50 82H52V81H50ZM90 82V81H89ZM236 82V81H235ZM240 82V81H239ZM54 83V82H53ZM57 83V82H56ZM65 82L63 81V84H64ZM70 83H71V81H70ZM92 83H94V82H92ZM115 83V82H114ZM117 83V82H116ZM120 83H119V85H120ZM143 83H145V84H143ZM179 83L180 82H178V85L177 86H175V87H173V86H171L172 87V89L171 90H173L172 91V96H171V112L170 111H168V114L169 115H172V114H178V117L180 116L181 118H180V120L179 121H183L182 119L183 118H185V121H186V117L185 116H187L188 114H187V112H186V114H185V111H188V110H185V108H186V106H189L188 104L186 105V106H184V102H183V100H184V97H185V95H187V94H189L190 93V90H188V89H186V91H185V86L186 85H194L195 83H196V79L195 78H193V79H189V80H186L185 81V83H187L186 85H179ZM193 83V84H192ZM202 83V82H201ZM244 83V84H245ZM58 84V83H57ZM76 84V85H77ZM96 84V83H95ZM106 84V83H105ZM104 84V85H105ZM110 84V83H109ZM118 84V83H117ZM156 84V83H155ZM240 84V83H239ZM37 85V86H38ZM62 85V84H61ZM71 85V84H70ZM94 85V84H93ZM92 85V86H93ZM115 85V84H114ZM119 85H117V86H119ZM16 86V85H15ZM43 86V85H42ZM48 86V85H47ZM50 87L51 86H54V85H49ZM151 86V85H150ZM149 86V87H150ZM153 86H154V84H153ZM200 86V85H199ZM46 87V86H45ZM49 87V88H50ZM73 87V86H72ZM101 87H104V86H102L101 85ZM111 87V86H110ZM42 88H44V87H42ZM41 87H40V90L42 89ZM94 88V87H93ZM145 88V87H144ZM156 88V87H155ZM45 89H48V88H45ZM44 89V90H45ZM89 89V90H88ZM114 89H115V86H114ZM120 89V88H119ZM158 89V88H157ZM156 89V90H157ZM235 89V88H234ZM39 90V89H38ZM39 90V91H40ZM109 90V89H108ZM117 90V89H116ZM208 89H206V91H207ZM226 90V89H225ZM46 91V90H45ZM49 91H50V89H49ZM72 91V90H71ZM78 91V90H77ZM104 90L103 89H101V88H98V89H94V91H93V93L94 94H97V95H99L100 97H101V94H102V92H103ZM113 91V90H112ZM138 91V92H137ZM143 91H145V90H143ZM192 91V90H191ZM209 91V90H208ZM33 92H35V91H33ZM38 92V91H37ZM69 93V94H71V92H68V90H65V91H61V90H59V91H56V93H54V94H52V95H48V96H50V98L48 99H46V97L47 96H45L44 98H42V96L40 97V99L38 98V100L40 101H42L41 102V105L43 106L44 104V107L45 106H47V105H49V107H48V110H49V116H54L52 119H54V123H55V125H53V126H44V124L42 125V126H39V125H37L38 124V122H36L37 124L34 126H32V124H30V123H24L22 120H19V119H17V120H19V122L21 123V124H25V127L24 128H22V130H19L20 132H22L24 135H27V134H29V132L28 131H33L34 132V134L35 135H37L38 134V136H41V134L43 133L42 132V130H44L45 128H46V133H49V132H51V133H53L54 131H55V128H56V130H57V132L55 133V137H59V138H65L66 136L68 137V135H69V132L71 131L72 132V134H73V138L74 137H76L77 139L75 140V142H73V143H76V144H78V142H81L83 139L85 140V136L84 137H79L80 136V133L81 132H78V133H73V132H75V130L74 131H72V129L71 128H73V127H70V125L69 124H67V120H68V118H70L69 116H68V112L71 110V109H73L75 106H76V104H75V106H74V104H61L62 102H59L58 100V102H54V100L55 99H57V98H61L63 95L62 94H65V93ZM152 92H154V90L152 91ZM152 92L150 91V93L152 94ZM40 93V92H39ZM48 93V92H47ZM66 93V94H67ZM77 93V92H76ZM113 93V92H112ZM116 93H117V91H116ZM128 93H129V91H128ZM131 93V92H130ZM132 93V94H133ZM155 93H157L156 91H155ZM167 93V92H166ZM5 94V95H4ZM66 94H65V96H66ZM72 94H74V93H72ZM71 94V95H72ZM104 94H105V92H104ZM137 94V95H136ZM149 94V93H148ZM161 94V93H160ZM164 94V93H163ZM35 95H37V94H35ZM55 95H57V96H55ZM62 95V96H61ZM70 95V96H71ZM131 95V94H130ZM146 95V94H145ZM153 95V94H152ZM156 95H158V94H156ZM23 96V95H22ZM60 96V97H59ZM69 96V97H70ZM82 96V95H81ZM85 96V95H84ZM128 96V97H127ZM162 96V95H161ZM161 96H159L158 97V102H159V100H160V98H163L162 100H163V102L161 103V105H165V104H167L168 103V99H170L169 97H167L166 95H164L163 97H161ZM207 96V95H206ZM205 96V98H207ZM38 97H39V95H38ZM150 97V96H149ZM153 97H154V95H153ZM157 97V96H156ZM8 98V97H7ZM21 98V97H20ZM65 98V97H64ZM72 98V97H71ZM97 98V97H96ZM186 98V97H185ZM193 98H195V97H193ZM204 98V99H205ZM208 98H209V96H208ZM207 98V99H208ZM4 99H6V98H4ZM8 99H10V98H8ZM8 99H6V103L8 104V103H13L12 102V100L10 99V100H8ZM18 99H19V97H18ZM18 99L16 100L15 99V101H18ZM61 99H63V98H61ZM66 99V98H65ZM64 99V100H65ZM113 99V98H112ZM234 99V98H233ZM21 100H23V97H22V99ZM68 100H70V99H68ZM122 100H124V101H122ZM156 100V99H155ZM19 101H20V99H19ZM211 101V100H210ZM69 102V101H68ZM99 102V101H98ZM185 102H186V99H185ZM231 102H233V101H231ZM238 102V101H237ZM245 102V101H244ZM66 103V102H65ZM88 103V102H87ZM101 103V102H100ZM100 103H99V106H100ZM112 103V102H111ZM154 103V102H153ZM170 103V102H169ZM187 103V102H186ZM229 103V102H228ZM234 103V102H233ZM240 103V102H239ZM250 103V102H249ZM14 104V103H13ZM19 104H20V102H19ZM19 104H18V106H19ZM80 104H82V103H80ZM79 104V105H80ZM90 104V103H89ZM97 104V103H96ZM102 104V103H101ZM120 104H117V103H115V104H113V106L114 107H116V108H120ZM160 104V103H159ZM158 104V105H159ZM244 104V103H243ZM15 105V104H14ZM68 105V106H67ZM87 105V104H86ZM91 105H93V104H91ZM192 105V104H191ZM257 105V104H256ZM4 106V105H3ZM2 106V107H3ZM8 106V105H7ZM12 106V105H11ZM18 106H17V109H18ZM95 106V105H94ZM103 106V105H102ZM106 106V105H105ZM108 106V105H107ZM241 106V105H240ZM245 106V105H244ZM249 106V105H248ZM251 106V105H250ZM255 106V105H254ZM16 107V106H15ZM67 107L69 108V110L67 109ZM104 107V106H103ZM103 107H101L102 109H99V110H96L95 109V107H92L93 108V111H94V113H93V115H99V114H102L103 113V111L105 110V109H103ZM109 107V106H108ZM149 107V106H148ZM158 107V106H157ZM162 107V106H161ZM227 107V106H226ZM75 108H78V110H79V114L78 115H75L72 119L70 118V123H72V124H76L77 122H79V124H82V126L84 125V126H87V129H88V127L91 129V127H92V125H90V123H89V125H87V121H85L83 118H81V116L84 114H87L88 115V111H91L90 109H89V107H86L85 108V105L83 106V104H82V106H76ZM74 108V109H75ZM150 108H152L151 106H150ZM166 108V107H165ZM189 108H190V106H189ZM251 108H253V106H251ZM26 109H28V108H26ZM117 109V110H118ZM188 109V108H187ZM220 109V108H219ZM223 109V108H222ZM229 109V108H228ZM231 109V108H230ZM233 109V108H232ZM241 109V108H240ZM243 109V108H242ZM250 109V108H249ZM248 109V110H249ZM14 110H15V108H14ZM30 109H28L27 110V112H31V111H29ZM78 110H77V112H78ZM121 110V109H120ZM125 110V109H124ZM154 111H155V109H153ZM166 110V109H165ZM226 109H223V111H225ZM22 111V110H21ZM75 111V110H74ZM106 111V113H109V110L107 109V110H105ZM114 111V110H113ZM136 111H137V109H136ZM160 111V110H159ZM158 111V112H159ZM190 111V110H189ZM213 111V110H212ZM211 111V112H212ZM231 110H229L228 112H230ZM238 111V110H237ZM256 111V110H255ZM22 112H25V114H26V111L25 110H23ZM71 112V111H70ZM76 112V111H75ZM92 112V111H91ZM127 112V111H126ZM144 112V111H143ZM163 112V111H162ZM214 112V111H213ZM233 112V111H232ZM10 113H13V111L12 112H10ZM18 113H20V112H18ZM117 113V112H116ZM153 113V112H152ZM155 113V112H154ZM160 113H161V111H160ZM207 114H208V112H206ZM218 113H219V111H218ZM222 113V112H221ZM224 113V112H223ZM226 113H227V111H226ZM225 113V114H226ZM245 113V112H244ZM21 114V113H20ZM31 114V113H30ZM89 114H90V112H89ZM104 114V113H103ZM112 114V113H111ZM114 114V113H113ZM112 114V115H113ZM119 114V113H118ZM128 114V113H127ZM129 114H131V113H129ZM148 114V113H147ZM156 114H157V112H156ZM203 114H204V111H201V113L199 112V115H200V117L202 116V121H205L206 120V117L207 116H205V117H203ZM212 114V113H211ZM246 114H249V113H246ZM255 114V113H254ZM22 115V114H21ZM28 115V114H27ZM91 115V114H90ZM90 115H89V117H90ZM121 115V114H120ZM152 115V114H151ZM185 115V116H184ZM224 115V114H223ZM223 115H221V116H223ZM229 115V114H228ZM228 115H224L225 117L223 118V117H220L219 119H218V117L217 118H215L214 116H212V117H214L215 118V121L219 124H222V122L224 123V121L226 122V124L228 125V123L230 124V123H232V122H234V123H232V125H234V124H238V126L236 127L237 129H239V128H241V127H243V125H247V124H249V125H251L252 126V124H255V126H257V123H258V121H257V119L258 118H256L255 119V116L256 115H254V119H253V116H250L251 117V119H253L251 122H249V120H251L249 117H246L247 115H241V114H239V115H241L242 117H240V118H237L236 117V115H235V117L233 118V119H230L229 117H228ZM250 115V114H249ZM1 116V115H0ZM13 116V115H12ZM71 116V115H70ZM99 116H101V115H99ZM107 116V115H106ZM110 116V115H109ZM127 116V115H126ZM133 116V115H132ZM137 116V115H136ZM144 116V115H143ZM155 116V115H154ZM183 116V117H182ZM258 116H260L261 117V115H258ZM3 117V116H2ZM98 117V116H97ZM131 117V116H130ZM129 117V118H130ZM149 117V116H148ZM148 117H147V119H148ZM209 118H210V115L208 116ZM260 117H259V119H260ZM1 118V117H0ZM94 118V117H93ZM106 118V117H105ZM109 118V117H108ZM121 118V117H120ZM142 118H144V117H142ZM142 118L140 117V119L142 120ZM150 118V117H149ZM154 118H157V117H154ZM161 118V117H160ZM4 119V118H3ZM6 119V118H5ZM4 119V120H5ZM49 119V118H48ZM100 119V117L98 118V120ZM114 119V118H113ZM122 119V118H121ZM152 119H153V117H152ZM203 119H205V120H203ZM258 119V120H259ZM4 120H2V121H4ZM40 120V119H39ZM42 120V119H41ZM95 120H97V119H95ZM133 118L131 119V120H127V119H125V121L126 122H128L129 124H133ZM136 120H137V118H136ZM156 120V119H155ZM165 120V119H164ZM178 120V119H177ZM188 120V119H187ZM200 121L199 122H201L202 123V121H201V119H199ZM209 120V119H208ZM212 120V119H211ZM45 121H46V119H45ZM50 121V120H49ZM107 121H108V119H107ZM117 121V120H116ZM123 121V120H122ZM138 121H140V120H138ZM151 122H152V120H150ZM154 121V120H153ZM185 121H184V123H185ZM194 121V120H193ZM15 122V121H14ZM13 122V123H14ZM18 122V121H17ZM16 122V123H17ZM91 122V121H90ZM151 122H149L150 124H151ZM161 122V121H160ZM189 122V121H188ZM207 122V121H206ZM5 122H3V124H4ZM43 123V122H42ZM49 123V122H48ZM94 123V122H93ZM95 123H97V122H95ZM95 123H94V125H95ZM136 122H134V124H135ZM140 123V122H139ZM143 123H144V121H143ZM156 123H157V121H156ZM168 123V122H167ZM179 123V122H178ZM183 123V124H184ZM196 123H198V122H196ZM260 123V122H259ZM18 124V123H17ZM50 124V123H49ZM91 124H92V122H91ZM100 124V123H99ZM103 124V123H102ZM125 124V123H124ZM182 124V125H183ZM202 124H204V123H202ZM206 124V123H205ZM6 125V124H5ZM110 125V124H109ZM171 125V127H166V124L164 125V126H162V127H159V129L158 130H156L157 132H156V134H159V135H161V137L162 136H164V140L163 141H160V142H158L157 143V149H158V147H159V149L162 151L161 153H163V154H171V155H173V158L174 157H176V158H183L186 154H183L182 155V153L180 152V151H178V149L177 148H175L176 146H178V145H176V143L177 142H180L179 140H181L180 138H178L177 136H176V134H174L175 132H173L172 130H175L176 128H175V126L173 125V124H170ZM260 125V124H259ZM261 125H263V123L261 124ZM95 126H98V127H96L97 129L98 128H101L102 129V127L101 126H99V125H95ZM123 125H121V127H122ZM125 126V125H124ZM128 126V125H127ZM135 126V125H134ZM140 126H142V124L141 125H139V126H136V127H134V128H132V129H125V134H124V136H125V138L128 140H125L123 143L121 142V144H118L119 146L120 145H122V146H120L121 148H123L124 150H120L121 151V153H119V155L118 154H116V152H117V150H116V152H114V150L112 151H108V150H106V151H108L106 154L108 155V156H106L107 158H108V161H107V158L105 157V159H102L103 157H101V155H99L98 154V152L96 153L95 152V155L93 154V153H91V152H89V153H91V154H93L94 156V160L92 161V164H91V169H90V167H88L89 166V164H87V162H86V164L88 165H83V166H85V167H83L82 166V168L80 169V170H82V171H79V172H81L80 174H77L76 175V170L75 171H72L71 172V174H72V177L71 176H66V177H63V176H57V175H59L60 174V172L64 169V167L65 166H68L69 164H68V162H65L64 160H62V159H59L58 158V156L56 157V155H55V157L54 156H52V157H49V156H42L43 158H40V157H33L32 159L33 160H36V162H30L31 163V165H30V163H29V161H28V163H27V161L25 162H22V167L23 166H26L27 167V169H32L29 173L26 171L25 172V174H22V173H24V172H22V171H20L19 169L20 168H18V172H20L21 174H18V173H16V176H15V178L14 179H12V180H14V181H12V182H10V183H8V184H6V183H4V181H3V178H4V176L6 175H4L3 177H2V175L0 174V264H14L15 262H17L16 264H20L21 263V261H22V258H23V255H22V253H20L17 249H16V246L18 245V242L17 241H23V240H27V238H29V237H31L33 234V238H35V236H40V241H42V242H44V241H49V240H51V238H54V235H58V234H60V236L62 237V236H64V237H66V236H68V238H69V236L71 237L72 236V234H74L76 231H80V230H82V229H84V230H90V231H93L94 232V234H95V232L98 234L99 232H104L105 234H108V235H110V234H115L114 232H117V231H119V232H121L122 231V225H120L121 224V222H120V224H119V222L115 225V228H111L110 226H113V224H111L112 222H111V220H110V223H108V224H103V222L101 221V222H99L98 221V218L95 216H92L91 214L89 215V216H86L87 218L85 219V218H83V212L80 214V211H79V208H82L83 206H88L90 209L92 208V210L93 211H96V210H99L98 208H99V205L97 204V200H99V204H100V206L101 205H103V203L106 201V203L108 204L109 203V201L108 200H110L111 198H112V200H115L114 202H115V204L117 205L119 202H120V200H122V199H124V198H127V197H129V196H127L128 195V193L130 192V191H134L135 192V188L134 187H132V186H134V185H132V186H130L129 185V187H127V183L128 184H131L132 182L131 181H129V180H125V179H123L122 178V176H124V175H120V177H119V179H118V181H117V184L116 183H113L112 182V180L109 178V177H107L106 176V174L107 173H112V174H114L113 173V171H116L117 170V168L119 167V168H122V170H125V166H126V163H125V158L127 157V155H129V150L131 149H129V147L131 146V145H133L135 142H134V140H135V138H133L134 136H136L137 134H138V136H139V134L141 133V131L142 132H144V130L143 129H141V127ZM145 126H147V125H145ZM155 126V125H154ZM204 126V125H203ZM202 126V127H203ZM205 126H207V125H205ZM209 126V125H208ZM264 126V125H263ZM16 127V126H15ZM117 127V126H116ZM119 127V126H118ZM117 127V128H118ZM132 127V126H131ZM176 127H178V125L176 126ZM181 127H184L185 128V126H181ZM196 127V126H195ZM201 127V128H202ZM215 127H216V125H215ZM250 127V126H249ZM17 128V127H16ZM95 128V127H94ZM109 128V127H108ZM154 128V127H153ZM153 128H151L152 130H153ZM208 128V127H207ZM263 128V127H262ZM69 129H71L70 131H69ZM86 129V128H85ZM214 129V128H213ZM220 129V128H219ZM236 129V130H237ZM2 130V129H1ZM16 130V129H15ZM14 130V131H15ZM99 130V129H98ZM97 130V131H98ZM107 130V129H106ZM119 130V129H118ZM225 130V129H224ZM4 131H5V129H4ZM4 131H3V133H4ZM12 131V130H11ZM13 131V132H14ZM110 131H112V130H110ZM198 131V130H197ZM209 131V130H208ZM207 131V132H208ZM215 131V130H214ZM218 130H216L215 132H217ZM117 132V131H116ZM119 132V131H118ZM212 132V131H211ZM226 132V131H225ZM234 132V131H233ZM242 132V131H241ZM7 133V132H6ZM18 133V132H17ZM102 133V132H101ZM193 133V132H192ZM197 134H195V136H200V134H198V132H196ZM221 133H223V132H221ZM243 133H245V130H244V132ZM2 134V131H1V133H0V135ZM5 134V133H4ZM16 134V133H15ZM71 134V133H70ZM106 134V133H105ZM116 134V133H115ZM121 134L122 135H120V136H123V133L121 132ZM155 134V135H156ZM190 134V133H189ZM240 134V133H239ZM108 134H106V135H104L103 134V142H105V144L107 143L108 145L109 144H111V137L110 136H107ZM117 135V134H116ZM119 135H117V136H119ZM141 135V134H140ZM203 135V134H202ZM207 135H210V134H207ZM206 135V137H208ZM211 135H212V133H211ZM214 135H217V134H214ZM219 135V134H218ZM222 135V134H221ZM229 135V134H228ZM11 137V133H10V135H8L7 137ZM83 136V135H82ZM107 136V137H106ZM112 136H114V135H112ZM152 136V135H151ZM180 136V135H179ZM232 138H233V141H236L237 139V141H240V144H242V145H245V146H248V144H252L253 146H254V144H253V142H255L256 140H258V138L256 137V136H253V135H251V134H246V135H244L243 137H239L238 135H236V134H231L230 135ZM241 136V135H240ZM0 137H2V135L0 136ZM6 137V136H5ZM10 137H9V140H10ZM13 137H14V135H13ZM23 137V136H22ZM32 137V136H31ZM133 138L132 140H130V138ZM137 137V136H136ZM160 137V136H159ZM213 137V139L212 140H215L214 139V136H212ZM216 137V136H215ZM220 137V136H219ZM222 137V136H221ZM15 138V137H14ZM24 138V137H23ZM27 138V137H26ZM72 138V139H73ZM78 138H80V139H78ZM115 138V137H114ZM201 138H203L204 139V136H202ZM231 138V139H232ZM264 138V137H263ZM27 139H29V138H27ZM33 139V138H32ZM67 139V138H66ZM113 139V138H112ZM139 139V138H138ZM153 139V138H152ZM220 139V138H219ZM240 139V140H239ZM13 140H15V139H13ZM25 140V139H24ZM119 140H121V139H119ZM159 140H162V138H160ZM197 140V139H196ZM6 141V140H5ZM18 141H20V140H18ZM17 140L16 141H14L15 142V144L9 149V152L7 153V150H6V147H7V145H5L6 147L4 148L3 147V149H5L6 151H5V153L4 152H1V150H0V167H2L3 165L4 166H7V165H5V163L7 162L6 161V159H7V157L9 156V155H11V154H14V153H17V151L19 152L20 150H18V148L19 149H21V150H27V148H29L30 146H31V144H32V146H35V144L31 141H29V140H25V142L24 143H18L17 144V142H18ZM117 141V140H116ZM115 141V142H116ZM198 141V140H197ZM220 141V140H219ZM263 141V140H262ZM11 142H12V139H11ZM55 142V141H54ZM100 142V141H99ZM114 142V143H115ZM118 142V141H117ZM116 142V143H117ZM120 142V141H119ZM154 142V141H153ZM156 142V141H155ZM214 142V141H213ZM212 142V143H213ZM216 142V141H215ZM84 143V142H83ZM137 143V142H136ZM220 143V142H219ZM257 143V142H256ZM263 143H264V141H263ZM262 143V144H263ZM8 144H9V142H8ZM87 144V143H86ZM85 144V145H86ZM104 144V143H103ZM151 144V143H150ZM149 144V145H150ZM153 144V143H152ZM173 144H175V145H173ZM1 145V144H0ZM56 145V144H55ZM59 145H61V144H59ZM92 145V144H91ZM101 145V144H100ZM115 145V144H114ZM182 145V144H181ZM199 145V144H198ZM235 145V144H234ZM9 146H11V145H9ZM78 146V145H77ZM83 146V145H82ZM153 146H155V145H153ZM175 146V147H174ZM184 145H182V147H183ZM237 146H239V145H237ZM250 146V145H249ZM18 147V148H17ZM48 147V146H47ZM47 147H46V149H47ZM80 147V146H79ZM89 147H92V146H90V144H89ZM89 147H87V148H89ZM104 147H105V145H104ZM119 147V148H120ZM156 147V146H155ZM178 147H180V144H179V146ZM182 147H181V149L180 150H182ZM64 148V147H63ZM83 148V147H82ZM106 148V147H105ZM104 148V149H105ZM240 148L242 149V146H240ZM0 149H1V146H0ZM2 149V150H3ZM35 149H36V147H35ZM77 149V148H76ZM112 149V148H111ZM129 149V150H128ZM144 149V148H143ZM148 149V148H147ZM156 149V148H155ZM95 149L93 148V151H94ZM259 151H260V149H258ZM30 151V150H29ZM69 151V150H68ZM119 151V152H120ZM131 151V150H130ZM145 151V150H144ZM147 151H149V149L147 150ZM172 151H176V153H171ZM183 151V150H182ZM186 151V150H185ZM237 151H239L240 152V150H238L237 149ZM257 151V150H256ZM262 151V150H261ZM40 152V151H39ZM46 153H47V151H45ZM63 152H64V150H63ZM88 152V151H87ZM156 152V151H155ZM19 153H21V152H19ZM33 151H30V153H27V154H25L27 157H30L31 155L33 156ZM103 153H105V152H103ZM160 153V152H159ZM185 153V152H184ZM230 153H232L231 151H230ZM235 153V152H234ZM254 153V152H253ZM263 153V152H262ZM5 154V155H4ZM40 154H41V152H40ZM43 154V153H42ZM85 154V153H84ZM35 155V154H34ZM88 155V153L86 154V156ZM233 155V154H232ZM238 155V156H237ZM235 157L236 158H238L237 160H236V158H235V160L236 161H244V158H243V156L242 155H239V153L237 154ZM247 155V154H246ZM262 155V154H261ZM260 155V156H261ZM31 156V157H32ZM38 156V155H37ZM85 156V155H84ZM92 156V155H91ZM146 156H148V155H146ZM151 155H149V157H150ZM31 157H30V159H31ZM148 157V158H149ZM152 157V156H151ZM162 157H163V155H162ZM247 157H249V156H247ZM246 157V158H247ZM263 157V156H262ZM62 158V157H61ZM153 158V157H152ZM260 158V157H259ZM30 159H28V160H30ZM43 159V160H42ZM93 159V158H92ZM118 159V160H117ZM123 159V160H122ZM128 159V158H127ZM126 159V160H127ZM154 159V158H153ZM156 159V158H155ZM172 159V158H171ZM217 159V158H216ZM234 159V156H231L229 159H227V162H231L232 160ZM5 160V161H4ZM39 160H41L40 161V163H39ZM143 160V159H142ZM152 160V159H151ZM161 160V159H160ZM169 160H170V157H169ZM176 161H179V160H177V159H175ZM246 160V159H245ZM249 160V159H248ZM263 160V159H262ZM85 161H86V159H85ZM84 161V162H85ZM89 161V160H88ZM150 161V160H149ZM181 161V160H180ZM250 161H254L253 160V158L252 157H250ZM145 162H146V160H145ZM153 162H155V161H153ZM182 162V161H181ZM184 162V161H183ZM182 162V163H183ZM8 163V162H7ZM139 164V163H138ZM154 164V163H153ZM152 164V165H153ZM159 164V163H158ZM179 164V163H178ZM181 164V163H180ZM187 164V163H186ZM185 164V165H186ZM149 165V164H148ZM147 165V166H148ZM160 165V164H159ZM81 165H79L78 167H80ZM88 168H87V167ZM157 166V165H156ZM179 166V165H178ZM13 167H15V166H13ZM22 167H21V169H22ZM73 167V166H72ZM72 167H70V168H72ZM78 167H76L77 169H79ZM142 167V166H141ZM143 167H144V165H143ZM152 167V166H151ZM184 166H181V169L183 168ZM24 168V167H23ZM49 168H51L52 169V174L51 175H47L45 172H47V170L49 169ZM68 168V167H67ZM75 168V169H76ZM86 168V169H85ZM145 168V167H144ZM187 168L189 169L190 168V166L188 165L187 166ZM14 169V168H13ZM26 169V168H25ZM154 169V168H153ZM177 169V168H176ZM180 169V168H179ZM180 169V170H181ZM7 170V169H6ZM83 170H87V175H86V172L85 171H83ZM174 170H175V168H174ZM190 170V169H189ZM240 170V169H239ZM239 170H236V171H239ZM11 171V170H10ZM148 171V170H147ZM170 171H172V170H170ZM12 172V171H11ZM16 172V171H15ZM82 172H84L85 173V175H84V173H82ZM121 172V171H120ZM154 172V171H153ZM177 172H179V170L177 171ZM183 172V171H182ZM249 172H251V170L249 171ZM247 170H245V169H242V170H240V173L241 174H236L235 176H237V178H238V180L239 179H241L242 177H244V180H245V177L246 178H248V180L249 179H252V180H249L247 183L248 184H250V182L252 183L251 185H258V182H257V180L259 179V175H263V174H257V175H255L256 174V172H251V173H249ZM158 173V172H157ZM168 173V172H167ZM232 173H233V171H232ZM236 173V172H235ZM258 173V172H257ZM18 174V175H17ZM171 174V173H170ZM179 174V173H178ZM9 175V174H8ZM75 175H76V177L77 176H79L77 179H75L76 181H80V182H83V183H90L88 186H92V184H94V186H93V188L92 189H90V190H88V186L87 187H79V185H74V182H72L69 178H73V177H75ZM145 176H146V173L144 174ZM180 175V174H179ZM181 175H184V174H181ZM100 176H102L101 178H100ZM144 176V177H145ZM147 176H149L150 178H151V176H152V174L150 173L149 175H147ZM155 176H157V175H155ZM169 176V175H168ZM171 176H173V171H172V175ZM234 176V174H233V176L232 177H235ZM8 177V176H7ZM137 177V176H136ZM96 178H99L98 179V181H96ZM121 178V179H120ZM157 178V177H156ZM261 178H263L264 179V177H262L261 176ZM260 178V179H261ZM95 179V180H94ZM154 179V178H153ZM152 179V180H153ZM145 180V179H144ZM148 181H149V179H148ZM247 181V180H246ZM71 182H72V184H71ZM127 182V183H126ZM214 182V181H213ZM244 182V181H243ZM256 182V183H255ZM216 183V182H215ZM246 183V184H247ZM253 183H255V184H253ZM67 184H71V186H73V187H71V189H67L65 186L67 185ZM194 184H196V182L194 183ZM85 186H86V184H85ZM186 186V185H185ZM137 187V186H136ZM148 187V186H147ZM162 187V186H161ZM256 188H257V186H256ZM124 189H125V192H123L124 191ZM194 189V188H193ZM236 189V188H235ZM127 190H128V192H127ZM169 190H171V188L169 187ZM198 189H196V191H197ZM215 190H217V189H215ZM185 191H187V190H185ZM196 191H195V193H196ZM255 191V190H254ZM189 192H190V189H189ZM192 192V191H191ZM190 192V193H191ZM199 192V191H198ZM227 193H230V192H227ZM235 193H237V192H235ZM119 194V195H118ZM216 194V193H215ZM258 194V193H257ZM134 195H136V194H134ZM133 195V196H134ZM193 194H191V196H192ZM196 195H198L197 193H196ZM258 195H260V194H258ZM187 197H189V196H187ZM110 198V199H109ZM185 198H186V196H185ZM262 198V197H261ZM260 198V199H261ZM127 200V199H126ZM132 200V199H131ZM141 201V200H140ZM114 202H113V204H111V206H113L114 205ZM122 203L123 202H125L124 200L123 201H121ZM221 202V201H220ZM20 204V206H17V204ZM188 203V202H187ZM121 204V203H120ZM109 205V204H108ZM116 205H114L113 207H109V206H106V209H110V208H119L120 206H116ZM242 205V204H241ZM122 206V205H121ZM138 206V205H137ZM131 207V206H130ZM133 207V206H132ZM131 207V208H132ZM104 208V207H103ZM141 209V208H140ZM84 209H82V211H83ZM205 210V209H204ZM86 211V210H85ZM108 211V210H107ZM115 212H116V210H114ZM148 211V210H147ZM97 212V211H96ZM125 212V211H124ZM204 212V211H203ZM85 213V212H84ZM107 213V212H106ZM111 213H112V211H111ZM110 213V215L112 216V215H114V214H111ZM94 214H96V213H94ZM120 214V213H119ZM254 214V213H253ZM81 215V216H80ZM85 215H88V212H87V214H85ZM125 215V214H124ZM241 216H242V214H240ZM106 216H108V214L106 215ZM117 216V215H116ZM142 216H143V214H142ZM153 216V215H152ZM77 217V218H76ZM109 217V216H108ZM126 217V216H125ZM123 218V220H125V221H123L124 222V224H126V226L128 227V230L130 229V228H132V227H130L129 228V226H133V228L134 227H139V226H143V225H146V227L148 226V227H151L153 230H154V232H156L155 234H157L158 235V231L160 232H162V231H171L172 229H170V228H167L166 227V224L168 223V222H166L165 224H163V223H159V222H147L148 220H146V221H142V222H137V221H135L134 219H132L131 217L129 218ZM135 217V216H134ZM243 217V216H242ZM255 217V216H254ZM75 218L76 219H78V220H76L75 221ZM107 218V217H106ZM153 218V217H152ZM85 219V220H84ZM109 219L110 218H108L107 219V222L109 221ZM119 219V218H118ZM120 219H122L121 217H120ZM65 220H66V222H65ZM138 220V219H137ZM175 220V219H174ZM209 220V219H208ZM87 221V222H86ZM104 221V220H103ZM116 221V220H115ZM86 222V223H85ZM114 222V221H113ZM181 222V221H180ZM246 222V221H245ZM100 223L101 224H103V226H100ZM104 223H105V221H104ZM259 223V222H258ZM65 224V225H64ZM182 224V223H181ZM231 224V223H230ZM247 224V223H246ZM88 227H87V226ZM207 225V224H206ZM226 225H227V223H226ZM253 225H255V223L253 224ZM262 224H259V225H255L254 227H255V231H253V233H251L250 232V227H249V225L245 228V229H243V227L242 226H240V225H237V226H234L235 228L233 229V227H232V225H227V226H225V229L224 228H222L221 227V225L219 226V227H221V228H219L218 226H216L215 228L218 230H220V229H222V230H225V232H227L230 236L232 235L231 233H233V235L234 236H237V234H238V232H240V233H242V234H247L248 236H250L251 234H254V237H252L253 238V240H256V241H258L259 239H257V238H255V236L257 235V234H259V232L260 231H262V230H264L263 229V227L261 226ZM123 226H125V225H123ZM160 226V227H159ZM182 227H183V225H181ZM196 226V225H195ZM209 226V225H208ZM245 226V225H244ZM251 226V225H250ZM51 227L52 228H54L53 229V231L54 230H56V231H58V233H56L55 234V231H54V233H53V231L51 232ZM114 227V226H113ZM158 227V228H157ZM170 227V226H169ZM172 227V226H171ZM124 228H126V227H124ZM132 228V229H133ZM173 228V227H172ZM183 228H185V227H183ZM188 228V227H187ZM251 228H253V227H251ZM174 229V228H173ZM186 229V228H185ZM126 230V229H125ZM146 230V229H145ZM202 230V229H201ZM204 230H206V229H204ZM89 231V232H90ZM173 231V230H172ZM221 232V231H220ZM225 232H223V233H225ZM257 232V233H256ZM77 233V232H76ZM123 233V232H122ZM172 233V232H171ZM204 233V232H203ZM222 233V234H223ZM261 233V232H260ZM54 234V235H53ZM78 234V233H77ZM80 234V233H79ZM118 234V233H117ZM164 234H165V232H164ZM163 234V235H164ZM167 234H169V233H167ZM173 234H175V233H173ZM221 234V233H220ZM227 234V235H228ZM82 234H80L79 236H81ZM83 235H84V233H83ZM88 235V234H87ZM116 235V234H115ZM119 235V234H118ZM153 235H154V233H153ZM161 235V234H160ZM160 235H158V236H160ZM171 235V234H170ZM246 235V236H247ZM260 235V234H259ZM73 236H75V235H73ZM127 236V235H126ZM154 236H156V235H154ZM165 236V235H164ZM202 236H203V234L201 235V238H202ZM240 236V235H239ZM244 236V235H243ZM253 236V235H252ZM261 236V235H260ZM262 236H264V235H262ZM57 237V236H56ZM60 237V239H62ZM63 237V238H64ZM85 237V236H84ZM109 237H111V236H109ZM118 237H120V236H118ZM163 237V236H162ZM251 237V236H250ZM74 238V237H73ZM78 238V237H77ZM97 238V237H96ZM100 238V237H99ZM155 238V237H154ZM56 239V238H55ZM66 239V238H65ZM71 239V238H70ZM109 239V238H108ZM113 239V238H112ZM129 239H131V238H129ZM153 239V238H152ZM156 239H157V237H156ZM205 239V238H204ZM31 240V239H30ZM38 240H39V238H38ZM78 240V239H77ZM103 240H105L104 238H103ZM107 240V239H106ZM111 240V239H110ZM155 240V239H154ZM195 240H197V239H195ZM56 241H57V239H56ZM97 241V240H96ZM114 241V240H113ZM113 241H111V242H113ZM255 241V242H256ZM262 241V240H261ZM35 242H36V240H35ZM34 242V243H35ZM42 242H41V244H42ZM50 242V241H49ZM59 242V241H58ZM104 242H106V241H104ZM109 242V241H108ZM120 242V241H119ZM260 242V241H259ZM17 243V244H16ZM21 243H23V242H21ZM34 243H32V246L34 245V246H37V247H39L38 245H35ZM107 243V242H106ZM110 243V242H109ZM114 243V242H113ZM37 244V243H36ZM55 244H57V243H55ZM19 247H22V246H20V245H18ZM116 246V245H115ZM120 246V245H119ZM119 246H118V248H119ZM123 248V247H122ZM125 248V247H124ZM127 248V247H126ZM125 248V249H126ZM168 248V247H167ZM173 250V249H172ZM21 251V250H20ZM50 252V251H49ZM52 252V251H51ZM23 253H24V250H23ZM25 259H28V258H25ZM134 259H135V257H134ZM137 259V258H136ZM192 259V258H191ZM191 259H189V260H191ZM24 260V259H23ZM139 260V259H138ZM26 261V260H25ZM25 261H23V262H25ZM27 262V261H26ZM140 262V261H139ZM138 262V263H139ZM40 263V262H39ZM162 263V262H161ZM234 263V262H233ZM24 264H26V263H24ZM28 264V263H27ZM157 264H160V262L159 263H157ZM223 264V263H222Z\"/></svg>",
    "mask_w": 264,
    "mask_h": 264
}]
</instances>
